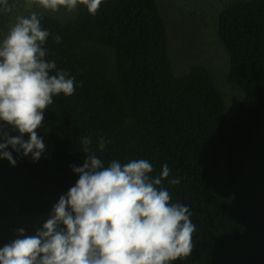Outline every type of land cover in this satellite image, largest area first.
<instances>
[{
    "label": "trees",
    "instance_id": "16d2710c",
    "mask_svg": "<svg viewBox=\"0 0 264 264\" xmlns=\"http://www.w3.org/2000/svg\"><path fill=\"white\" fill-rule=\"evenodd\" d=\"M22 21L51 149L0 140V215L57 216L39 248L79 264H264V0L218 16L232 115L211 68L176 71L160 0Z\"/></svg>",
    "mask_w": 264,
    "mask_h": 264
},
{
    "label": "rangeland",
    "instance_id": "374dc122",
    "mask_svg": "<svg viewBox=\"0 0 264 264\" xmlns=\"http://www.w3.org/2000/svg\"><path fill=\"white\" fill-rule=\"evenodd\" d=\"M160 1L171 24L170 38L177 46V58L173 59L176 71L183 73L189 66L200 64L211 68L226 101V111L234 114L245 91L229 82L231 57L217 25L220 11L236 0ZM79 2L0 0V140L51 149L43 101L30 94L35 81L26 64L22 18L30 11L68 21L75 18ZM28 94L32 98L29 103V99L24 100ZM56 219L54 215H0V264H79L74 239L53 251L39 248L45 231Z\"/></svg>",
    "mask_w": 264,
    "mask_h": 264
}]
</instances>
